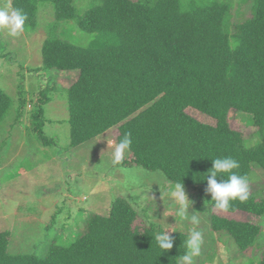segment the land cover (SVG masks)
<instances>
[{"label": "trees", "instance_id": "1", "mask_svg": "<svg viewBox=\"0 0 264 264\" xmlns=\"http://www.w3.org/2000/svg\"><path fill=\"white\" fill-rule=\"evenodd\" d=\"M11 5L27 14L25 31L37 27L41 7L54 9L55 28L42 44L43 66L36 70L78 73L63 88L71 148L113 128L116 142L130 133L131 156L117 166L158 172L199 191L211 207L214 232L230 236L243 254L260 246L263 224L236 216L264 218L263 191L257 193L252 176L261 170L264 178V0H251L243 18L233 17L228 0H90L83 11L75 0ZM70 20L88 35L85 44L56 32ZM3 44L0 59L10 55ZM53 90L38 94L30 126L42 146L67 147L63 136L44 132ZM19 94L15 108L0 87V124L8 117L11 125L20 124L23 107L34 106V93L29 100L22 89ZM223 156L238 160L239 173L249 177L248 200L234 201L227 210L217 209L207 181H198L212 167L210 158ZM162 231L120 195L106 214L88 213L73 240L63 243L55 236L43 256L14 252L10 232H0V264H177L188 234L171 233L173 247L163 253L154 239ZM250 260L264 264V255Z\"/></svg>", "mask_w": 264, "mask_h": 264}, {"label": "rangeland", "instance_id": "2", "mask_svg": "<svg viewBox=\"0 0 264 264\" xmlns=\"http://www.w3.org/2000/svg\"><path fill=\"white\" fill-rule=\"evenodd\" d=\"M228 1L234 5V18L235 14L240 18L249 15L251 0L245 5L241 4L242 0ZM89 2L75 0V6L83 11ZM6 3L9 0H0V6ZM37 20L34 30L24 31L19 36L0 31L3 53L10 54L0 59V87L12 97L15 108L18 107L21 89L25 98L34 93V106L27 104L23 107L20 124L11 125L9 117L7 122L0 124V232H10L11 249L43 256L55 236H59L63 243L73 240L88 213L106 214L120 195L127 197L147 223H156L169 234L183 232L189 235L196 226L180 222L168 199L174 183L158 172L110 163L108 140L116 142L115 128L78 147L69 146V125L65 124L69 118L68 104L63 88L75 82L78 73L36 70L43 66L42 44L56 23L52 6L41 7ZM57 31L65 39L76 38L79 44H85L89 39L74 20L61 22L56 27ZM52 87L53 95L45 105L48 123L46 121L44 132L51 138L54 137L51 135L63 136L68 142L67 147L63 143L58 148L42 146L30 126V114L36 108L38 94ZM10 113L15 116L12 109ZM196 118L211 122L203 116ZM129 153L126 158L131 156ZM261 175V170H255V176H252L257 183V193L263 191L264 196V178ZM252 188L255 189L254 186ZM184 190L193 202L189 212L196 211L201 216L202 222L198 227L204 233L201 256L196 264H250L251 258L254 262L260 261L264 255V228L257 242L260 246L243 254L230 236L212 230V210L203 195L189 186H184ZM236 218L259 222L264 227V218L258 216L238 213Z\"/></svg>", "mask_w": 264, "mask_h": 264}, {"label": "clouds", "instance_id": "3", "mask_svg": "<svg viewBox=\"0 0 264 264\" xmlns=\"http://www.w3.org/2000/svg\"><path fill=\"white\" fill-rule=\"evenodd\" d=\"M27 14L23 9L15 8L9 3L0 6V31L10 36H19L25 31ZM111 148L110 163L116 165L121 163L126 154L131 150L132 138L130 133H125L119 142L109 141ZM212 167L202 180L207 181L206 192L210 194L214 206L220 210H227L234 201L245 202L249 198V177L239 173L240 163L231 156L210 158ZM168 199L174 207L179 221L196 226L194 227L184 243V254L180 255L177 264H196L201 256L204 244V233L199 229L201 216L198 212H189L192 201L184 190L183 183H176L173 190L168 194ZM157 246L164 252L172 249L174 238L167 232L162 231L154 237Z\"/></svg>", "mask_w": 264, "mask_h": 264}]
</instances>
